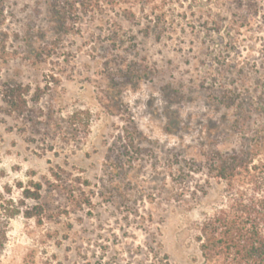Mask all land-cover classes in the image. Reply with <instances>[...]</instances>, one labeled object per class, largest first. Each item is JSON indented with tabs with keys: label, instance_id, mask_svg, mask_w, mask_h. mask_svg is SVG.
I'll return each instance as SVG.
<instances>
[{
	"label": "rangeland",
	"instance_id": "rangeland-1",
	"mask_svg": "<svg viewBox=\"0 0 264 264\" xmlns=\"http://www.w3.org/2000/svg\"><path fill=\"white\" fill-rule=\"evenodd\" d=\"M81 1L0 0V190L45 209L1 264H204L206 156L264 157V0Z\"/></svg>",
	"mask_w": 264,
	"mask_h": 264
},
{
	"label": "trees",
	"instance_id": "trees-1",
	"mask_svg": "<svg viewBox=\"0 0 264 264\" xmlns=\"http://www.w3.org/2000/svg\"><path fill=\"white\" fill-rule=\"evenodd\" d=\"M55 5L54 16L61 21L77 8L75 2ZM79 5L85 7L87 2L82 0ZM29 93V87H11L6 92L7 102L14 111H23ZM263 144L264 140L258 145ZM258 154L252 150H213L206 156L208 173L225 184L226 195L225 202L206 214L199 227L197 241L204 264H264V157H256ZM19 187L23 189L19 203L11 197L10 188L8 196L0 190V264L11 221L23 214L42 223L45 212L39 203L43 192L40 182L31 181L26 187L20 183ZM27 200L38 204L26 206Z\"/></svg>",
	"mask_w": 264,
	"mask_h": 264
}]
</instances>
